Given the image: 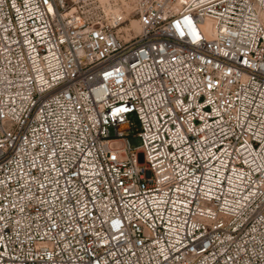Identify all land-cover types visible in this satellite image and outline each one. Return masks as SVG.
Returning a JSON list of instances; mask_svg holds the SVG:
<instances>
[{"label":"built area","instance_id":"1","mask_svg":"<svg viewBox=\"0 0 264 264\" xmlns=\"http://www.w3.org/2000/svg\"><path fill=\"white\" fill-rule=\"evenodd\" d=\"M0 264H264V0H0Z\"/></svg>","mask_w":264,"mask_h":264},{"label":"rangeland","instance_id":"2","mask_svg":"<svg viewBox=\"0 0 264 264\" xmlns=\"http://www.w3.org/2000/svg\"><path fill=\"white\" fill-rule=\"evenodd\" d=\"M134 33L137 32V27L133 28ZM129 122L131 123V129L127 130V139L129 145L132 149L136 150L141 145V139L136 135L138 131V121L135 115L129 114L127 116Z\"/></svg>","mask_w":264,"mask_h":264},{"label":"bare ground","instance_id":"3","mask_svg":"<svg viewBox=\"0 0 264 264\" xmlns=\"http://www.w3.org/2000/svg\"><path fill=\"white\" fill-rule=\"evenodd\" d=\"M137 27V32L134 33L133 31V28ZM122 31L126 32L127 33V36H130V35H134V34H137L139 32V26L137 24V21L136 20H131L130 21V24H127V25H123L120 27ZM127 128V125H121L119 127V129L122 131L124 129Z\"/></svg>","mask_w":264,"mask_h":264}]
</instances>
